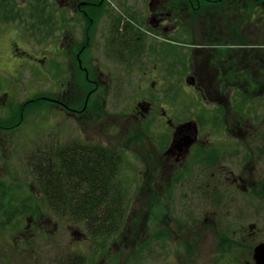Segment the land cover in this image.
Instances as JSON below:
<instances>
[{
    "label": "flooded vegetation",
    "instance_id": "af4514ba",
    "mask_svg": "<svg viewBox=\"0 0 264 264\" xmlns=\"http://www.w3.org/2000/svg\"><path fill=\"white\" fill-rule=\"evenodd\" d=\"M135 1L47 0L27 8L25 23L12 19L0 25V33L11 31L12 37L1 65L47 80L43 94L34 92L42 104L33 116L43 113L50 127L48 113L74 129L77 140L60 135L55 144L62 180L67 170L85 168L82 156L89 154L101 160L95 169L110 175L102 180L107 195L100 187L89 195L86 182L64 200L82 204L96 196L99 203H111L113 169L142 170L135 182L145 204L141 228H135L139 241L132 247L138 259L126 257L121 237L130 232L123 234L128 228L115 226L110 212L103 236L96 234L98 227L83 232L84 223L75 220L77 247L64 264H148L147 254L156 264H219L223 255L234 264H258L256 249L264 245V4L147 0L142 17ZM248 9L255 14L249 19ZM35 17L37 23L31 21ZM250 27L257 28V37ZM174 87L178 91L165 100ZM182 101L198 103L203 113L172 120L171 110ZM213 114L217 120L209 119ZM4 130L0 125V134ZM138 144L141 151L133 156L130 148ZM55 146L38 150L34 159L42 153L48 163ZM97 208L92 218L105 216L103 205ZM32 216L29 229L43 223Z\"/></svg>",
    "mask_w": 264,
    "mask_h": 264
},
{
    "label": "rangeland",
    "instance_id": "374dc122",
    "mask_svg": "<svg viewBox=\"0 0 264 264\" xmlns=\"http://www.w3.org/2000/svg\"><path fill=\"white\" fill-rule=\"evenodd\" d=\"M46 1L47 0H0V25H4L12 19L15 20L17 17L16 12H18L20 17L18 18V24L21 25L22 22L25 23L28 21L27 18L29 17L27 8H33L36 4L44 5ZM135 3H137L135 4V8L137 7L136 5H138L137 10L140 11L139 14L143 17L147 0H136ZM15 5H18V10L12 12L11 9ZM113 11L116 17H119L118 12L115 10ZM133 12L134 11L131 10V14H133ZM38 18L42 19L43 17L39 15ZM31 21L37 23L36 17ZM253 27L249 29L255 31L253 37H257V28L254 29ZM10 33L11 31H2L0 33V35L5 34L4 38L0 37V57L1 52L2 55H4L5 52L3 47H7L9 44L8 42L12 38L10 37ZM14 40H18L17 35ZM142 50L145 51V53L149 51L146 45ZM150 59L155 60L156 57ZM54 62L55 61H51V65ZM147 67L149 66L147 65ZM0 68L8 71L5 72L0 70V116L2 118H8L11 115L9 114L10 110L13 109L10 107L26 100L31 92L30 89H34V92L43 94L44 85H46L47 80L29 69H18L14 71V67H3L1 65V58ZM114 68L116 70L115 65ZM177 89L176 87L171 88L168 93L164 94V99H172L171 93L173 91H178ZM160 96L161 94H158V97ZM120 101V99L116 100V105H120ZM30 109L32 108L29 107V110ZM33 113L35 112L25 115V123L21 127L14 129L12 134H0V144H2L1 155L6 158V164L0 162V179H4L6 183L10 182L12 190L9 192L8 201L14 205V208L16 207V209H18L16 210L18 216L13 217L8 223L10 227L14 224L15 229L8 230L10 232L7 235V239L5 238V243H2L4 247H0V264H32V262H37V264H58L60 257L64 258L72 254L75 247H77V245H75V239L77 237L74 236V226H76L77 223L66 215H64V217L55 215L43 202L42 195L39 196L38 191L30 187L31 183H35V173L33 172L34 167L32 165L34 154L38 150L45 149L44 147L46 146H48L46 148H54L55 144L60 141V137L58 139L60 135L65 136L64 138L69 141L77 140V138H75L74 129H66L65 125L57 123L54 117H50L48 113H46V117L53 122V125L50 127L46 125L43 114L38 113L37 117L33 116ZM202 113L203 109L198 103H190L188 101H182L171 110L172 120L176 121L189 119V117H194ZM212 118L217 120V115H210L209 119L211 120ZM18 125L19 122H16V124H12L11 127H16ZM147 131L148 134L152 136L158 133V130L153 133L149 130ZM9 135L10 138L7 140ZM133 151H141V146L138 144L130 148V152L134 156ZM6 172L10 173L9 177L5 175ZM141 173L142 170L138 167L135 169L119 170L116 176L119 188L114 189L115 196L120 199L121 207L125 208V213H127L123 215L121 225L122 228H128V231L123 230V234L127 232H130V234H126V236H122V234L121 238H124V242L128 245L126 246L128 250L125 252L127 253L126 257L130 259H138V255L135 254L132 247L134 243L139 241V234H135V228H141L142 210H144L143 204H145L142 198V186L141 184L137 185V182H135L142 178ZM31 208H35V211H32ZM13 211L15 212V210ZM33 212L36 213L32 216L31 214ZM10 214V211H6L4 213V219L7 220ZM31 216L34 220H38L39 217H42L40 220H42L43 223L38 222L39 226L35 225L34 228L29 229L28 218ZM0 225H2L1 222ZM117 226H120V224ZM4 227L5 226H3V228ZM79 227L83 232L87 229L85 228L86 225L83 224L82 226L79 225ZM6 231L5 229H0V233ZM89 236L87 242L84 244L85 249H87L86 252H84L86 257L90 255L88 248L91 238ZM200 258L201 261H203L205 256L202 254ZM145 259L150 261L148 264H156L155 256L147 254ZM218 262L219 264L235 263L231 256L225 255L221 257L218 256Z\"/></svg>",
    "mask_w": 264,
    "mask_h": 264
},
{
    "label": "trees",
    "instance_id": "16d2710c",
    "mask_svg": "<svg viewBox=\"0 0 264 264\" xmlns=\"http://www.w3.org/2000/svg\"><path fill=\"white\" fill-rule=\"evenodd\" d=\"M261 2L264 4V0H261ZM248 19L252 16H254V12L252 10H249L246 12ZM239 16H242V14H238ZM16 19L20 18L18 15V12H16ZM262 16L264 21V6L262 10ZM37 95L34 96V91H31L29 96L27 97V101L18 103V108L13 106L9 112L11 114L8 118H0V125H2L6 130L8 131L6 133L1 134H11L14 129L21 127L25 123V115L31 112L40 111L39 107L42 104V99L37 97ZM35 99L34 103H30L28 99L33 98ZM26 103V104H25ZM35 105L36 108H33ZM29 107L32 108L29 110ZM41 112V111H40ZM22 114V115H21ZM43 114V113H42ZM16 122H19V125L16 127H11L12 124H16ZM55 155L51 157V161L48 163L44 160L43 154L40 153L37 155L33 160V172L35 173V183H32L30 185L31 188L39 190L42 195L43 202L50 208V210L58 216L66 215L67 217L71 218L73 221L84 223L87 227H98L99 230L96 232L99 236L106 235L107 231L106 228L109 227L110 220H111V214L114 213L113 218L115 221V226L121 225V221L123 220V216L119 214L120 212L125 211V208L121 207V201L120 199L113 195V201L104 203H99L97 201L96 196H92L88 203H82L78 204L74 201H71L70 199L64 200V195L70 196L77 194V190L79 188L78 184L81 183H88L89 187V195L93 194L96 195L97 191L100 188H104L105 194L108 193L107 183L102 186V180L106 181V179L110 175H108V172L106 170H100L95 169L98 156L95 154H89L86 158L82 160V162L86 163V167L82 169H75V170H67L66 174V181L62 180V170L59 165L60 159H59V152H58V145L55 146ZM101 151V149H99ZM97 152V151H96ZM103 152V151H102ZM0 162L3 164H6V158L3 155H0ZM98 163H101V160H98ZM99 167V166H98ZM101 168V167H99ZM119 170L113 169V175L115 177L117 176ZM5 175L7 177L10 176L9 172H6ZM114 188L118 189L119 184L117 181H115ZM12 188L9 183H6L4 179H0V222L2 225H0V229L7 230L6 232L0 233V247H4L2 243H5V240L7 239V235L10 231L15 229L14 224L10 227L8 224L9 221L13 218L18 216L16 210V207L14 208V205H12L8 200L9 192H11ZM7 199V201H6ZM103 205L105 216H101L99 218H92L93 212L99 211L97 207H100ZM32 211H35V208H31ZM15 210V212L13 211ZM26 210V209H25ZM6 211H10V215L7 218V220L4 219V213ZM81 212L82 215L79 216L77 213ZM112 212L110 215L109 213ZM120 221V223H119ZM6 238V239H5ZM7 264V263H6ZM32 264H37V262H32ZM58 264H64L63 257H60L58 260Z\"/></svg>",
    "mask_w": 264,
    "mask_h": 264
},
{
    "label": "water",
    "instance_id": "95a60500",
    "mask_svg": "<svg viewBox=\"0 0 264 264\" xmlns=\"http://www.w3.org/2000/svg\"><path fill=\"white\" fill-rule=\"evenodd\" d=\"M254 258L255 261L259 262L258 264H264V245L257 247Z\"/></svg>",
    "mask_w": 264,
    "mask_h": 264
}]
</instances>
